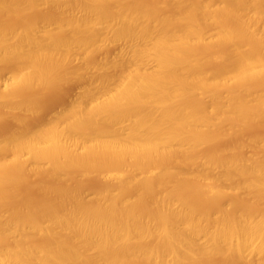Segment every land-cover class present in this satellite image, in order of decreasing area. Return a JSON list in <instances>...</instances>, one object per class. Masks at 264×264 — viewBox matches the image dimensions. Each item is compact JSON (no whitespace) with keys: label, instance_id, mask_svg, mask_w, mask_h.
<instances>
[{"label":"bare ground","instance_id":"bare-ground-1","mask_svg":"<svg viewBox=\"0 0 264 264\" xmlns=\"http://www.w3.org/2000/svg\"><path fill=\"white\" fill-rule=\"evenodd\" d=\"M0 264H264V0H0Z\"/></svg>","mask_w":264,"mask_h":264}]
</instances>
